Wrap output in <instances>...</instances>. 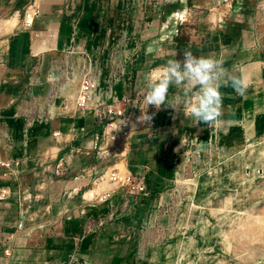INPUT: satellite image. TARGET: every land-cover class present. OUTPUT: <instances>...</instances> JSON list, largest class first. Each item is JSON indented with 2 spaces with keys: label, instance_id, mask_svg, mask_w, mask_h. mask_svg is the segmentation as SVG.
Instances as JSON below:
<instances>
[{
  "label": "rangeland",
  "instance_id": "1",
  "mask_svg": "<svg viewBox=\"0 0 264 264\" xmlns=\"http://www.w3.org/2000/svg\"><path fill=\"white\" fill-rule=\"evenodd\" d=\"M217 2L212 9L187 10L171 33L154 41L185 46L204 40L200 56L219 59L229 74L248 80L243 97L230 86L220 89L222 119L232 123L214 130L203 123L195 125L180 107L182 111L174 114L182 128L178 139L154 174L149 199L136 209L127 188L102 193L113 189L114 170L130 173L126 156L134 149L105 146L109 120L104 110L117 98L123 101L127 83L112 81L111 72L104 73V63L94 64L92 73L100 76V88L90 106L79 109L76 93L87 72L80 67L78 74L69 71L71 81L62 89L53 82L41 91L42 96L54 95L50 110L42 101V111L27 115L32 117L29 121L15 117L6 137L37 145L52 137L55 128L67 129L70 140L74 138L72 170L83 174L92 169V183L76 194L57 195L58 190L47 184L51 173L63 172L57 163L43 165L37 152L36 160L19 164L17 176L0 167V264H264V242L237 250L234 238L243 230L241 221L264 208V0ZM222 13L221 18L214 16ZM51 72L52 80L56 73ZM37 86L33 101L38 109ZM58 137L64 141L60 133ZM84 146H93L89 155L77 153ZM5 150L7 145L0 142V156ZM70 150L66 148L61 157ZM58 151L55 145L46 155L55 158ZM97 193L96 200H88Z\"/></svg>",
  "mask_w": 264,
  "mask_h": 264
},
{
  "label": "crops",
  "instance_id": "2",
  "mask_svg": "<svg viewBox=\"0 0 264 264\" xmlns=\"http://www.w3.org/2000/svg\"><path fill=\"white\" fill-rule=\"evenodd\" d=\"M35 1L39 4L40 15L35 18L34 25L27 28L24 13ZM128 1L0 0V124L4 125L0 142L8 147V150L3 151L4 155L1 154L0 157L4 161L14 160L22 163L27 160L29 163L36 160L33 156L37 152L41 157L37 160L43 165L49 162L57 163V168L63 173H51L50 183L47 184L48 187L52 184L51 187L58 190L57 195L61 196L64 192L76 194L92 183V169L90 172L84 170L83 174L76 172V169L72 170L75 152H72L73 144L71 143L74 138L70 140V135H67L68 130H63L61 126L58 129L55 128L58 131L53 133L52 137L44 139L37 145L29 140L24 142L23 138L18 139L9 135L6 137L7 130L9 131L11 127V120L19 116L29 121L33 114L42 111L43 105L50 110V102L53 101L54 95L50 96L49 93L42 96L41 91L52 87L53 82H59L62 89L65 83L71 81L68 80L71 70L78 74V67H80L85 70V73L89 70L92 72L94 64L103 66L104 63L106 65L104 73L115 74L116 71L112 68L110 60L113 59L114 50L122 51L125 47L119 35L121 20L127 22L129 36L140 43L141 48L139 57L131 70L133 79L127 82L124 94L132 96L134 101L143 105L147 91L146 73L166 64L169 59L183 61L186 51H191L193 55L200 57L204 55L200 52L205 50L204 40L199 39L185 46H175L172 43L162 44L154 41L155 37H164L167 33H171L173 26L179 25L181 16L187 10L196 9V12H200L199 9L214 8V5L218 3V0H136L135 4L128 6ZM16 15H19V18ZM26 25L29 26V23L27 22ZM201 42L203 44L200 45ZM80 45H83V51L77 50ZM133 47L132 41L128 49ZM124 55L126 56V53ZM51 71L56 73V77L52 80L50 79ZM36 85L38 86L35 91L40 94L37 98V105L40 107L38 109L35 106L36 102L33 101ZM40 85H44L45 88H41ZM80 86L79 83L76 99ZM174 89L175 93L172 91ZM169 91H172L169 93L170 100L179 97L182 93L175 87L170 88ZM42 101H44L43 105ZM178 103L183 104L180 99ZM145 112L149 115L155 113V115L150 122H136L138 131L129 145V151L134 150L126 158L128 171L134 175L144 174L149 188L151 184L155 185L154 174H157L164 165L163 158L166 152L171 154V145L178 139V132L182 128L178 126L176 119L174 120L176 111L170 107L163 106L157 111L153 106H149ZM80 113L86 114L84 111ZM29 114L32 115L27 116ZM57 133L62 135L64 141H58L59 137H55ZM93 143L92 138L91 144ZM55 145L59 146L56 157L46 155L47 151ZM92 147H81L77 153L89 155L93 150ZM66 148H71L70 152L61 157ZM81 155L80 161H82ZM48 168L45 171H48ZM1 169L8 170L4 167ZM47 174L50 173L47 172ZM149 196L150 193L137 198L130 196L134 200L131 206L137 209L142 205L143 200L149 199ZM127 205L129 206L130 203L128 202Z\"/></svg>",
  "mask_w": 264,
  "mask_h": 264
},
{
  "label": "clouds",
  "instance_id": "3",
  "mask_svg": "<svg viewBox=\"0 0 264 264\" xmlns=\"http://www.w3.org/2000/svg\"><path fill=\"white\" fill-rule=\"evenodd\" d=\"M145 80L147 91L143 105L147 109L153 106L159 111L162 106H167L177 112L183 107L185 115L195 125L203 123L213 130L220 124L232 123L231 120L222 119L224 94L221 87L230 86L242 97L249 87L248 80L243 76L229 74L223 67V61L211 56L197 57L191 51L185 52L183 61L169 59L166 64L149 71L145 74ZM172 87L182 91V105L178 103L180 97L169 99V89ZM141 110L142 114L136 122H150L155 113L149 115L144 107Z\"/></svg>",
  "mask_w": 264,
  "mask_h": 264
},
{
  "label": "built area",
  "instance_id": "4",
  "mask_svg": "<svg viewBox=\"0 0 264 264\" xmlns=\"http://www.w3.org/2000/svg\"><path fill=\"white\" fill-rule=\"evenodd\" d=\"M128 2V6H130L135 4L136 0H129ZM39 15L40 7L35 1L25 12V26L30 28L26 25L28 19H35ZM129 34L130 32L127 22L121 20L119 35L122 38V43H125V47L122 51L114 50L113 52V59L110 60V62L117 71L115 74L111 75L112 81L127 83L131 82L133 79L131 70L139 57L141 48L140 43L133 40ZM132 41L134 42V47L129 50L128 46ZM102 53H104V51H102ZM124 53H126V56ZM99 88L100 76L93 74L91 71L87 72L82 79L77 96V108L87 109L90 106L92 98L96 96ZM122 99L123 101H120L119 98H117L112 104L106 106L104 110L105 119L109 120L107 128L113 126L109 132H107L106 129L105 134L107 136L106 140H108L109 143L117 144L121 149H125L128 148L132 137L138 131L136 120L137 117L142 114L141 107H144V110H146L147 107L134 101L133 97L128 94L123 95ZM133 124H135V127H133ZM58 136L59 133H57L55 137ZM19 164V161H4L0 157V166L8 169L13 176H17V168ZM102 179L103 178L100 180ZM110 179L114 186L113 189L102 193H107L108 195L111 194V190H119L122 188H127L130 195H132L131 197L134 198H137L138 196H147L150 193L144 174L134 176L131 173H120L118 170H114ZM98 197L99 193L94 197H89L88 200H96Z\"/></svg>",
  "mask_w": 264,
  "mask_h": 264
},
{
  "label": "bare ground",
  "instance_id": "5",
  "mask_svg": "<svg viewBox=\"0 0 264 264\" xmlns=\"http://www.w3.org/2000/svg\"><path fill=\"white\" fill-rule=\"evenodd\" d=\"M224 12V11H223ZM215 17L217 16L218 18H221L223 17V13L222 14H215L214 15ZM28 23H29V26H33L34 24V20L33 19H28ZM84 47L83 45H80L79 48L77 49L78 51H83ZM75 104H76V99H75ZM109 128V127H108ZM108 128H107V132L108 131ZM108 145H111V143H108V144H105V146H108ZM124 164V162H123ZM123 164H121L123 166ZM125 165V164H124ZM217 180V178H216ZM195 181V179H194ZM214 181V180H212ZM206 182V181H204ZM197 183V182H196ZM195 183V184H196ZM201 183V182H200ZM211 183V182H210ZM194 184V185H195ZM203 184H206V183H203ZM202 184V185H203ZM209 185V184H208ZM196 186V185H195ZM207 188V186L205 187ZM215 192V191H214ZM92 195L89 194V196ZM220 198V197H219ZM233 200V199H231ZM229 201L232 203V201ZM207 204V203H206ZM205 204V205H206ZM218 205V204H217ZM228 206V205H227ZM196 208V207H195ZM202 211H205V210H202ZM256 210L254 211H251L249 213V218L248 221H246V219H243L241 222H242V225H241V228L243 229L242 231H239L238 233H236L234 235V238L238 240V243H239V246L237 245L236 243V248L237 250H248L250 249V247H252L254 244L256 243H259V242H264V208L260 211V212H255ZM187 214V213H186ZM189 218V217H188ZM194 218V217H193ZM195 219V218H194ZM198 219V218H197ZM187 223V222H186ZM258 225L259 226V229L258 228H255V226ZM244 229H247L248 232H243V231H246ZM233 238V239H234ZM255 252V251H254ZM252 253V252H251ZM250 253V254H251ZM264 254V253H263ZM253 255V254H252ZM263 256V255H262ZM253 259V258H251Z\"/></svg>",
  "mask_w": 264,
  "mask_h": 264
}]
</instances>
